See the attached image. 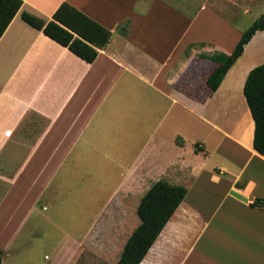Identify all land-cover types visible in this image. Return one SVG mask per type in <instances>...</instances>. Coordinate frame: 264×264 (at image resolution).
Listing matches in <instances>:
<instances>
[{
    "label": "crops",
    "instance_id": "1",
    "mask_svg": "<svg viewBox=\"0 0 264 264\" xmlns=\"http://www.w3.org/2000/svg\"><path fill=\"white\" fill-rule=\"evenodd\" d=\"M22 1L0 39L2 264H78L115 249L103 245L107 231L125 238L118 263L159 181L187 195L141 264H264V156L244 95L264 63V31L217 91L207 82L212 60L247 30L232 19L242 0ZM63 5L67 19L77 11L109 31L106 46L55 20ZM24 12L68 29L97 58L76 56ZM58 221L78 225L83 242L56 257L46 233Z\"/></svg>",
    "mask_w": 264,
    "mask_h": 264
},
{
    "label": "trees",
    "instance_id": "2",
    "mask_svg": "<svg viewBox=\"0 0 264 264\" xmlns=\"http://www.w3.org/2000/svg\"><path fill=\"white\" fill-rule=\"evenodd\" d=\"M22 6V0H0V39ZM66 8L68 5H63L57 11L54 15L55 20L91 44H96L97 48H104L111 33L77 11L74 13L85 21L83 24L88 26L87 28L80 22V18H74L71 15L67 19L63 16ZM70 18L79 24L81 29H87L88 32L81 31ZM22 19L33 28L42 30L47 37L68 48L84 61L92 63L97 58L98 52L94 47L74 37L68 29L58 23L53 21L46 23L43 19L27 12L22 13ZM261 31H264V15L243 32L232 54L212 60L218 64L207 81L212 91L218 90L229 70L242 56L245 47L257 32ZM96 36L99 37L98 40ZM244 95L255 122L254 148L264 156V63L249 73L244 86ZM186 195L185 187L174 186L165 181L155 183L140 201L137 214L141 223L127 240L117 264H141ZM2 256L3 253L0 251V264H2Z\"/></svg>",
    "mask_w": 264,
    "mask_h": 264
},
{
    "label": "rangeland",
    "instance_id": "3",
    "mask_svg": "<svg viewBox=\"0 0 264 264\" xmlns=\"http://www.w3.org/2000/svg\"><path fill=\"white\" fill-rule=\"evenodd\" d=\"M242 6H243L242 9H240V7H238L237 9H233L234 11H232V19H234V22L241 29L246 30L252 25L254 21H256L257 19H259L261 16L264 15V0H242ZM56 218H59L61 220L60 222H62V216L59 214V212L56 213L55 219ZM135 218L137 219L138 223H140L139 217L137 215V209L135 212ZM60 222L59 221L56 222L57 224L55 225L54 229L53 226L50 225L49 231L48 233H46L47 235L50 233V240L46 241L48 242V244H50V247L52 246V243H55L56 257H58L57 255L60 250H67L70 246L73 249L76 246H78L81 242H83V240L80 239L77 240V236L79 235L75 230L78 225L75 224L64 225V224H60ZM65 229L68 230L70 234H67ZM110 235L111 234L108 231L105 233L104 238L102 240L103 245L105 248H108L109 246L110 247L113 246L115 249L110 251L109 254H103L101 256H91L89 252L84 253L82 257L79 259L78 264H114L116 262L115 261L116 258L120 253L119 250L124 244L125 238L120 237L119 235L116 239L114 238L107 239L106 237ZM68 236L70 238H68ZM22 264H36V263L33 258L29 257V258H25L24 263Z\"/></svg>",
    "mask_w": 264,
    "mask_h": 264
},
{
    "label": "bare ground",
    "instance_id": "4",
    "mask_svg": "<svg viewBox=\"0 0 264 264\" xmlns=\"http://www.w3.org/2000/svg\"><path fill=\"white\" fill-rule=\"evenodd\" d=\"M201 252V251H200Z\"/></svg>",
    "mask_w": 264,
    "mask_h": 264
}]
</instances>
